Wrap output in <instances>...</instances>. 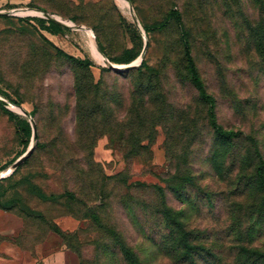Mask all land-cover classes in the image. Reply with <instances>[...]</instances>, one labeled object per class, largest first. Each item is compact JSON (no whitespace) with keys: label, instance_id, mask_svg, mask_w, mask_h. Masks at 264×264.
<instances>
[{"label":"rangeland","instance_id":"rangeland-1","mask_svg":"<svg viewBox=\"0 0 264 264\" xmlns=\"http://www.w3.org/2000/svg\"><path fill=\"white\" fill-rule=\"evenodd\" d=\"M127 2L0 0V207L23 226L0 244L29 250L57 226L64 241L54 238L41 255L64 245L67 264H128L122 243L141 264H264V188L248 139L264 160V0ZM171 9L215 98L218 127L238 136L219 135L207 103L179 76V18L143 27ZM142 53L157 72L139 67ZM79 61L115 91L93 121L78 120ZM127 75H162L145 97L158 112L164 98L170 104L155 127L132 123Z\"/></svg>","mask_w":264,"mask_h":264},{"label":"trees","instance_id":"trees-1","mask_svg":"<svg viewBox=\"0 0 264 264\" xmlns=\"http://www.w3.org/2000/svg\"><path fill=\"white\" fill-rule=\"evenodd\" d=\"M172 18L176 20L179 18L178 21L179 29L183 36L182 45L184 51L186 75H179V76H181L182 79L187 80L195 88L198 96L197 99L201 103L203 104L207 103L206 110L210 124L216 128L219 135L225 139L238 136L240 134V131L223 130L222 128L218 127V124L216 122L215 98L213 95H210L207 92L205 82L200 75L197 65L195 64V60L191 54L190 42L187 39V35L189 33L185 29V26L181 20L180 12L177 9H171V11L163 20L152 23L150 25L151 27L143 24V27L148 32L150 30L149 28L166 26L168 20ZM53 33L56 34L57 31H54ZM138 55L139 54L129 58L127 62L129 63L130 61L135 59ZM79 64H80L79 66L82 69L83 75L78 76V81L80 82V89L77 97L78 99L77 106L79 112L78 120L80 119L84 121L87 120L93 121L97 115H103L106 112V110L110 108L109 107L110 101L108 98H111L109 95H113L115 91L112 92L111 90L110 91L102 90L100 88L101 83L99 81L93 82L94 80L92 78V75L87 74L88 68L82 62ZM139 67L145 68V70L148 73L157 72L155 68H151L150 66H148L144 60L141 61V65ZM127 70H131V69H126L124 71ZM127 76L128 77L130 76L133 79L132 89L129 92L131 102L128 111L132 123L134 125H137L138 127H142L145 123H149L151 126L155 127L158 123L165 120L167 115L170 114L169 113L170 104L167 98L166 100L164 98L162 100L163 110L161 112H158L153 106H151L152 98H148L147 101L145 100V97L148 96L150 92L160 90L158 89L156 83L161 82L162 75H127ZM3 110L6 113H8L9 116L11 117L14 116L13 113L8 111L6 108L3 107ZM23 122L24 124L22 128L23 130L26 131V137L28 138L30 135L31 128L27 121H23ZM248 139L250 140L251 144L254 146V150L258 158V165L255 169V175L259 185L264 188V160L261 156L260 151L258 150V146L256 144L255 139L251 136H248ZM17 168L18 167H16L12 173H14L17 170ZM52 230L56 232L60 236V238L64 241L63 230H61L57 226ZM107 232L118 243L123 242L120 239L119 235L113 229H108ZM122 252L128 264H141L137 253L131 248H129L127 245H124L123 243H122ZM182 257L188 258V256L185 254L182 255L181 258Z\"/></svg>","mask_w":264,"mask_h":264},{"label":"crops","instance_id":"crops-1","mask_svg":"<svg viewBox=\"0 0 264 264\" xmlns=\"http://www.w3.org/2000/svg\"><path fill=\"white\" fill-rule=\"evenodd\" d=\"M7 13V10H3ZM14 13L26 15L25 9L14 11ZM21 218L11 212L0 207V237L5 241H14L22 230ZM46 234L45 238L38 242L32 249L25 248L23 245L6 246L5 243L0 244V264H67L68 251L62 245L49 254H43L45 249L50 247V241L60 236L51 230ZM61 239V238H60ZM62 240V239H61Z\"/></svg>","mask_w":264,"mask_h":264},{"label":"water","instance_id":"water-1","mask_svg":"<svg viewBox=\"0 0 264 264\" xmlns=\"http://www.w3.org/2000/svg\"><path fill=\"white\" fill-rule=\"evenodd\" d=\"M138 25H139V27H141L139 23H138ZM145 48H146V42H145V44H144V49H145ZM142 58H143V53L141 54L140 61L142 60ZM108 65H109L111 68L118 69V68H116L112 63H110L109 61H108ZM3 105H4V104H3ZM4 106H6V105H4ZM20 109H21V108H20ZM21 110H22V109H21ZM32 148H33V145L29 146V147L27 148L26 152L23 153L20 157H18V158L13 162V164H14V168H13L12 172L15 170V168H16L21 162L24 161V159H25L27 156H29V154H30ZM12 172H11V173H12ZM9 174H10V173H9ZM9 174H8V175H9ZM2 177H5V176H2ZM2 177H0V178H2Z\"/></svg>","mask_w":264,"mask_h":264},{"label":"bare ground","instance_id":"bare-ground-1","mask_svg":"<svg viewBox=\"0 0 264 264\" xmlns=\"http://www.w3.org/2000/svg\"><path fill=\"white\" fill-rule=\"evenodd\" d=\"M121 5H124V6H128L129 4H128V2H127V0H117ZM52 18V17H51ZM53 19L54 20H59V18L58 17H56V16H53ZM99 57L98 58H101L102 59V57L100 56V55H98ZM139 61V60H138ZM105 62H107L106 61V59H105ZM115 67H122V65H114Z\"/></svg>","mask_w":264,"mask_h":264}]
</instances>
